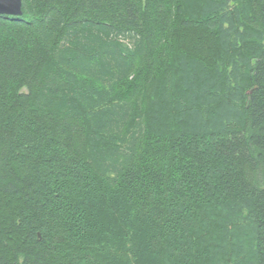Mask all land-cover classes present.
<instances>
[{"label": "trees", "instance_id": "1", "mask_svg": "<svg viewBox=\"0 0 264 264\" xmlns=\"http://www.w3.org/2000/svg\"><path fill=\"white\" fill-rule=\"evenodd\" d=\"M0 264H264V0L0 14Z\"/></svg>", "mask_w": 264, "mask_h": 264}, {"label": "water", "instance_id": "2", "mask_svg": "<svg viewBox=\"0 0 264 264\" xmlns=\"http://www.w3.org/2000/svg\"><path fill=\"white\" fill-rule=\"evenodd\" d=\"M0 14L6 16H21L22 0H0Z\"/></svg>", "mask_w": 264, "mask_h": 264}]
</instances>
